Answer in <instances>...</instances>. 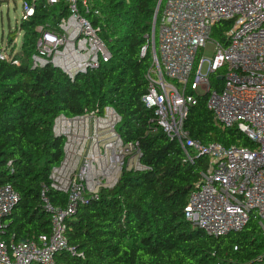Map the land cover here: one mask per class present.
<instances>
[{
  "label": "built area",
  "instance_id": "1",
  "mask_svg": "<svg viewBox=\"0 0 264 264\" xmlns=\"http://www.w3.org/2000/svg\"><path fill=\"white\" fill-rule=\"evenodd\" d=\"M38 1L22 0L21 22L34 16ZM65 1L66 12L35 26L29 61L33 68L47 63L73 81L107 63L110 53L100 27L85 17L89 0ZM42 2L52 7L60 0ZM221 21L229 27L223 40H213L212 27ZM209 41L213 55L202 73L205 58L200 51ZM20 49L14 39L0 43V61L18 65ZM154 49L141 102L153 111L156 127L180 146L186 161L205 158L183 208L186 220L220 237L241 231L252 218L264 234V0H165ZM144 53L142 47L140 55ZM220 68H225L218 74L221 84L212 88L209 76ZM200 96L206 97L215 124L237 127L252 146L191 137L184 124ZM120 120L110 105L54 118L52 132L63 140L62 158L40 191L49 231L32 239L5 240V219L19 194L10 183L0 184V264H57L59 252H73L66 228L79 206L96 200L101 189L113 188L123 171L145 169L138 141H124L118 134ZM49 190L63 195V202L53 204ZM258 264H264V256Z\"/></svg>",
  "mask_w": 264,
  "mask_h": 264
},
{
  "label": "trees",
  "instance_id": "2",
  "mask_svg": "<svg viewBox=\"0 0 264 264\" xmlns=\"http://www.w3.org/2000/svg\"><path fill=\"white\" fill-rule=\"evenodd\" d=\"M157 1L89 0L85 17L100 27L110 59L73 81L57 68H33L29 61L35 26L66 12V1L50 7L40 0L34 16L20 22V63L0 61V184L10 183L19 194L5 219V240L32 239L49 231L40 191L48 184L51 167L62 158L63 140L52 132L54 118L110 105L121 117L118 134L124 141H138L145 169L123 171L113 188L101 189L96 200L79 206L66 228L73 252H59L57 264H258L264 256V234L255 219L239 232L212 237L184 216L205 158L186 161L180 146L156 127L153 111L141 102L152 64L150 34ZM164 1L155 19V46ZM229 24L216 23L210 38L223 40ZM224 70L210 74L212 88L220 86L218 74ZM205 100L198 97L189 109L184 126L191 137L203 143L252 146L237 127L215 124ZM48 197L53 204L64 198L51 190Z\"/></svg>",
  "mask_w": 264,
  "mask_h": 264
},
{
  "label": "rangeland",
  "instance_id": "3",
  "mask_svg": "<svg viewBox=\"0 0 264 264\" xmlns=\"http://www.w3.org/2000/svg\"><path fill=\"white\" fill-rule=\"evenodd\" d=\"M21 2L22 0H0V43H5L9 37L14 35L16 46H21L23 31L18 30L22 13ZM213 50V44L209 41L200 51V54L205 58L201 69L202 73L206 72Z\"/></svg>",
  "mask_w": 264,
  "mask_h": 264
},
{
  "label": "water",
  "instance_id": "4",
  "mask_svg": "<svg viewBox=\"0 0 264 264\" xmlns=\"http://www.w3.org/2000/svg\"><path fill=\"white\" fill-rule=\"evenodd\" d=\"M160 2H161V0H158L157 4H156V7H155L154 16H153V20H152V30H151V34H150V41L154 40V25H155V19H156V15H157V12H158V8H159V5H160ZM151 48H152L153 51L155 50L154 49V43H151ZM46 65H48V64L46 63L45 66Z\"/></svg>",
  "mask_w": 264,
  "mask_h": 264
}]
</instances>
